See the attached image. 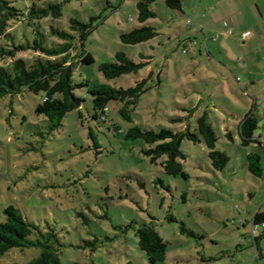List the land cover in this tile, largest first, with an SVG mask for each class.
<instances>
[{"label": "rangeland", "instance_id": "obj_1", "mask_svg": "<svg viewBox=\"0 0 264 264\" xmlns=\"http://www.w3.org/2000/svg\"><path fill=\"white\" fill-rule=\"evenodd\" d=\"M9 1L24 12L34 3ZM35 1L43 8L62 4L60 18L50 16L40 23L44 46L63 43L51 34L52 28L73 33L71 19L92 22L84 48L95 61L76 66L75 82H89L75 89L84 102L80 110L67 113L54 132L48 118L36 113L43 92L25 88L0 95V222L5 220L4 210L15 206L41 231L52 227L63 244L62 264H150L136 235L144 223H152L168 245L161 264H264V236L259 253L254 239L264 229L255 234L252 229L254 214L264 212V151L259 144L242 145L240 135L241 122L254 113L259 120L255 136L264 143V53L259 54L260 71L254 74L259 79L252 88L248 70L230 61L245 55L241 41L225 40L227 27L222 24L206 25L212 16L225 17L218 6L212 9L211 1L185 0L179 11L159 0L151 5L156 16L144 23L138 18L140 0ZM143 26L155 27L160 35L138 45L122 42V34ZM202 28L207 37L220 36L208 49ZM14 34L31 43L35 37L24 22ZM75 37L78 45L71 56L81 60V43ZM188 38H196L197 44H186ZM3 42L11 45L9 39ZM120 51L148 64L137 73L107 79L100 65L115 62ZM37 55L22 53L29 61ZM7 63L0 59V65ZM143 79L149 89L131 108L134 124L174 131L189 126L196 132L198 119L207 113L217 149L231 159L224 170L215 169L203 139L183 140L182 163L189 177L168 175L160 163L164 157L154 163L145 154L150 145L115 131L133 125L120 114L122 102L109 103L106 121L94 119L90 88L109 84L127 89ZM250 153L261 156V177L249 170ZM94 240L95 250L86 244ZM40 254L37 247L13 248L0 255V264H26Z\"/></svg>", "mask_w": 264, "mask_h": 264}, {"label": "trees", "instance_id": "obj_2", "mask_svg": "<svg viewBox=\"0 0 264 264\" xmlns=\"http://www.w3.org/2000/svg\"><path fill=\"white\" fill-rule=\"evenodd\" d=\"M159 0H140L138 2L139 21L146 22L156 16V12L151 9V5ZM169 8L174 10H184V0H165ZM60 18L62 16V4H50L47 8L39 7L34 0L33 5L27 12L14 7L9 0H0V59L9 60V63L0 65V95L17 94L27 88L32 92L45 94L43 103L39 104L36 113L45 115L50 122V131L54 132L63 126V121L67 113L75 109H81L84 99L75 94L77 87L89 86L88 81L75 82L74 71L79 64H91L95 59L90 52L85 50V43L88 36L93 31L92 22L84 23L77 19H71V30L73 33L52 28L51 34L59 37L63 43L58 47H45L40 30V23L48 17ZM24 22L33 28V42L22 41L20 34L15 35L19 24ZM75 34V35H74ZM160 33L155 27L143 26L131 32L121 35V40L127 45H138L150 41ZM81 43V52L78 58L72 59L71 51L77 42ZM4 39H9L11 45L5 46ZM37 53L32 61L25 59L22 53ZM142 58H146L143 57ZM148 62L137 63L125 52L116 54V61L103 63L100 71L107 79H115L125 74L137 73L144 68ZM149 87L147 80L143 79L130 88H114L109 84L96 85L89 89L93 97L95 113L94 119L106 121L109 115V103L112 101L122 102L120 114L133 125L127 130L115 131L124 133L127 140H143L150 148L145 150L152 162L159 163L165 172L172 176H183L188 178V173L184 170L182 161L186 155L182 150L183 140L200 143L202 139L209 149V157L213 166L217 170H224L230 163V157L223 151L217 149L218 138L209 120L208 114L204 113L198 119L196 132L191 131L188 126L181 131H174L167 127L159 130L146 129L134 124L131 115V108L135 107L143 93ZM80 116L83 117L80 111ZM259 120L250 113L240 124V135L242 145L249 146L252 143L259 144L264 151V143L256 136ZM230 139H234L232 133H228ZM248 166L251 173L261 177L263 166L261 156L257 153L248 155ZM5 220L0 222V255L6 254L13 248L37 247L41 249V254L33 261L26 264H62L60 260V248L63 244L59 240L56 231L49 227L46 231H41L34 223L23 216L15 206H9L4 210ZM173 219V218H171ZM253 223L264 229V212L257 211L254 214ZM129 227H134L131 224ZM36 236L32 239V236ZM139 238L140 248L146 252L150 264H161L166 260L168 245L163 237L158 233L152 223H144L136 229ZM264 236V231L260 237H254L258 253L260 252L259 240ZM98 240L87 241L86 244L94 245ZM205 260V258H204ZM72 264H80L74 262ZM126 264H135L132 261Z\"/></svg>", "mask_w": 264, "mask_h": 264}, {"label": "crops", "instance_id": "obj_3", "mask_svg": "<svg viewBox=\"0 0 264 264\" xmlns=\"http://www.w3.org/2000/svg\"><path fill=\"white\" fill-rule=\"evenodd\" d=\"M185 1V0H184ZM200 3L208 2L212 4V9L218 6L220 10L225 13L224 18H216L212 16L209 20L210 23L206 24L208 27H214L216 24L224 27L225 26V40L235 38L241 41V46H243L245 55L239 57L237 61L231 60L232 63H236L238 67L244 71L248 70L250 76V85L254 88L257 84V78L255 75L259 73L260 68V56L259 54L264 53V0H199ZM216 16V15H215ZM225 20V21H224ZM221 21H224L223 23ZM229 22L228 26L225 25ZM194 24V21H193ZM246 31H251V35L247 38L243 37V33ZM200 32L204 35V43L208 49L209 43L213 40L217 42L220 36L214 40V36L207 37L204 34L203 28ZM222 34V33H221ZM234 36V38H233ZM195 39V40H194ZM188 38L185 42L195 41L197 44V39ZM237 39V40H238ZM207 41V42H206ZM229 47H225V53L228 55ZM229 58V57H228ZM255 74V75H254ZM259 137V136H258ZM260 138V137H259ZM258 138V139H259Z\"/></svg>", "mask_w": 264, "mask_h": 264}, {"label": "built area", "instance_id": "obj_4", "mask_svg": "<svg viewBox=\"0 0 264 264\" xmlns=\"http://www.w3.org/2000/svg\"><path fill=\"white\" fill-rule=\"evenodd\" d=\"M187 23L189 24V25H193V20L192 19H188L187 20ZM225 25L226 26H228V23H225ZM251 35V31H246V32H244L243 33V37H245V38H247V37H249ZM219 37V35H217V36H215L214 37V40H216L217 38ZM207 42V41H206ZM193 43H195V42H193ZM183 52L184 53H187L188 52V47H187V45H186V47L184 48V50H183ZM264 226V225H263ZM253 232H254V234H255V232L256 231H259L260 230V226H257V225H255L254 223H253Z\"/></svg>", "mask_w": 264, "mask_h": 264}]
</instances>
